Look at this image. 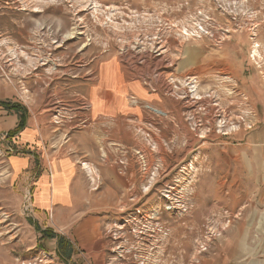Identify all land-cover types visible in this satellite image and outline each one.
Wrapping results in <instances>:
<instances>
[{"label":"rangeland","instance_id":"obj_1","mask_svg":"<svg viewBox=\"0 0 264 264\" xmlns=\"http://www.w3.org/2000/svg\"><path fill=\"white\" fill-rule=\"evenodd\" d=\"M213 52L231 54L246 78L253 75L264 53V0H0V82L25 101L39 97L57 107L52 135L69 119L87 121L90 91L101 82L103 90L111 81L135 88L119 99L132 108L118 115L117 164L126 172L117 187L102 184L97 237L82 244L70 237V261L59 257L58 239L33 224L32 199L21 205L0 156L6 261L204 264L237 243L231 213L246 194L231 190L227 166L236 159L222 156L216 138L227 122L209 116L214 83L193 66L206 69ZM46 230L60 234L50 222ZM241 239L242 248L255 247L253 236Z\"/></svg>","mask_w":264,"mask_h":264},{"label":"crops","instance_id":"obj_2","mask_svg":"<svg viewBox=\"0 0 264 264\" xmlns=\"http://www.w3.org/2000/svg\"><path fill=\"white\" fill-rule=\"evenodd\" d=\"M230 41L224 45L228 47ZM187 57L193 62L195 55L190 50ZM209 57L211 63L206 69L198 64L193 66L214 83L209 116L214 122L215 118L227 122V128L216 138L222 142V156L232 152V159H236V164L227 166L235 176L231 190L235 189L238 196L244 192L246 199H238L231 213L238 222L234 236L237 243L232 248H222L218 258L204 264H264V53L257 68L252 66L253 75L249 78L231 54L213 52ZM122 83L119 86L111 81L104 90L103 82L94 86L90 91L94 98L93 114L83 123H74V118L60 123L61 126L56 123L60 133L52 135L51 129L58 119L57 107H50L39 97L25 101L9 90L4 80L0 82V101L20 103L29 111L26 128L11 137L9 133L16 130L19 118L0 107V156L20 192L21 205L30 194L33 224L39 225L41 231H47L50 222L55 232L71 243L70 237L78 244L84 243L87 236L97 237L93 223L101 219V209L95 208L102 202L100 188L103 183L108 190L117 187L119 172H126L125 167L121 169L117 164L118 115L120 111L127 114L132 108L120 105L119 99L125 102L126 92L133 95L135 88ZM138 96L143 98L136 93ZM179 105L181 102H175L174 109ZM164 111L169 112V108ZM4 136L8 139L4 140ZM241 206L248 207L241 210ZM251 236L255 247L242 248L241 238ZM5 249L0 248V264H19L10 258L6 261Z\"/></svg>","mask_w":264,"mask_h":264},{"label":"trees","instance_id":"obj_3","mask_svg":"<svg viewBox=\"0 0 264 264\" xmlns=\"http://www.w3.org/2000/svg\"><path fill=\"white\" fill-rule=\"evenodd\" d=\"M0 107L15 113L19 118V124L13 132L9 133V136H15L22 132L26 126L27 121L29 119V112L28 109L20 104V103H13L12 101H0ZM44 238L47 239H58V255L64 262H68L71 259V256L74 252L73 244L65 237L53 234L51 231H41L38 230Z\"/></svg>","mask_w":264,"mask_h":264},{"label":"built area","instance_id":"obj_4","mask_svg":"<svg viewBox=\"0 0 264 264\" xmlns=\"http://www.w3.org/2000/svg\"><path fill=\"white\" fill-rule=\"evenodd\" d=\"M12 151V150H11ZM31 198L30 194L28 193L26 196V200H29ZM32 211V210H31Z\"/></svg>","mask_w":264,"mask_h":264},{"label":"bare ground","instance_id":"obj_5","mask_svg":"<svg viewBox=\"0 0 264 264\" xmlns=\"http://www.w3.org/2000/svg\"><path fill=\"white\" fill-rule=\"evenodd\" d=\"M201 30V29H200ZM255 56V55H254ZM193 88V87H192ZM158 113L160 112V111H157ZM164 114V113H163Z\"/></svg>","mask_w":264,"mask_h":264}]
</instances>
